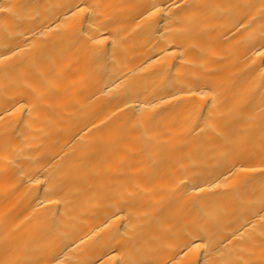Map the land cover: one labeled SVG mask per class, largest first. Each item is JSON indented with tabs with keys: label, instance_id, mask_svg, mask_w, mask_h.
Segmentation results:
<instances>
[{
	"label": "bare ground",
	"instance_id": "bare-ground-1",
	"mask_svg": "<svg viewBox=\"0 0 264 264\" xmlns=\"http://www.w3.org/2000/svg\"><path fill=\"white\" fill-rule=\"evenodd\" d=\"M0 264H264V0H0Z\"/></svg>",
	"mask_w": 264,
	"mask_h": 264
}]
</instances>
